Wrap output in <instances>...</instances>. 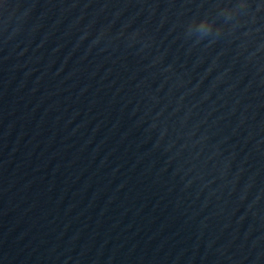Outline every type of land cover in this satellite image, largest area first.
<instances>
[{
  "label": "water",
  "instance_id": "95a60500",
  "mask_svg": "<svg viewBox=\"0 0 264 264\" xmlns=\"http://www.w3.org/2000/svg\"><path fill=\"white\" fill-rule=\"evenodd\" d=\"M0 264H264V0H0Z\"/></svg>",
  "mask_w": 264,
  "mask_h": 264
},
{
  "label": "clouds",
  "instance_id": "9594fccd",
  "mask_svg": "<svg viewBox=\"0 0 264 264\" xmlns=\"http://www.w3.org/2000/svg\"><path fill=\"white\" fill-rule=\"evenodd\" d=\"M204 23H207V22H202V28H201V31H202V33H207L208 31H210L211 26L203 27V24H204Z\"/></svg>",
  "mask_w": 264,
  "mask_h": 264
}]
</instances>
